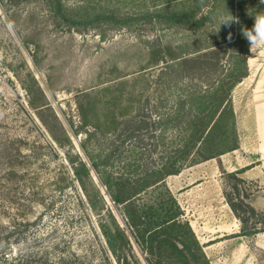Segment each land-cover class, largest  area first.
<instances>
[{
    "label": "rangeland",
    "instance_id": "rangeland-1",
    "mask_svg": "<svg viewBox=\"0 0 264 264\" xmlns=\"http://www.w3.org/2000/svg\"><path fill=\"white\" fill-rule=\"evenodd\" d=\"M164 1L64 0L67 7L80 14L85 9L78 6L87 5L92 7L88 9L93 10L91 13L135 17L130 27H122L118 17L77 19L70 26L41 0H0V258L8 253L29 259L30 264H125L124 258L118 261L109 251L102 232V224L109 223L112 212L130 235L122 206L111 200L97 172L91 170L89 177L84 173L81 177L93 206L74 175V165L80 160L90 164L85 150L95 157L111 155L108 167L117 174L160 165L169 155H175L189 137L182 139L183 125L172 123L164 131L166 125L157 128L151 120L157 121L159 110L162 114L174 112L180 102L177 96L190 84L198 82L203 89L211 86L200 76L193 82L187 74L179 79L168 65L215 43L223 48L220 56L227 50L228 57H221L220 71L233 67L236 60L229 57L235 50L229 36L237 37V10L230 24L219 23L221 14L232 15L227 1H220L218 9L211 11L213 1L204 0L201 12L184 23L180 18L170 22L155 15L166 7L179 13L186 0H173L163 6ZM247 1L254 8L252 0ZM236 46L242 47L240 42ZM155 63L159 65L153 66ZM209 67L206 76L214 81L216 71ZM126 105L130 109L124 114ZM108 109L119 115L121 124L116 129L105 128L104 124L96 129L94 126L105 120ZM144 112L152 115L148 118L150 125L140 130L144 139L135 134L126 139L128 133H123L132 131ZM233 119L231 113L226 115L211 146L214 151H223L213 158L220 163L216 179L226 199L242 197L253 203L261 190L259 182L243 179L241 172L220 162L222 156L226 161L232 159L236 149L230 148L239 142L236 117V131L231 126ZM153 127L155 138L149 131ZM161 130L165 134L161 135ZM190 167L181 175L169 176L170 182H183L175 184L174 192L169 177L166 186L179 204L178 198L184 203V207L180 204L183 221L190 223L197 217L206 223L208 217H203L207 212H194L187 201L189 195L193 197L190 183L194 178L184 179L192 173ZM230 173H238L243 182H237ZM91 184L99 186L104 206ZM236 184L238 189L234 190ZM163 190L160 186L144 191L138 202L152 204ZM205 194L209 195L204 191L200 195ZM255 211L247 230L255 222L264 229V211ZM131 243V249L124 253L129 264H148L147 253L132 238ZM253 249L260 264H264V251ZM167 253L159 264H181L170 251Z\"/></svg>",
    "mask_w": 264,
    "mask_h": 264
},
{
    "label": "trees",
    "instance_id": "trees-1",
    "mask_svg": "<svg viewBox=\"0 0 264 264\" xmlns=\"http://www.w3.org/2000/svg\"><path fill=\"white\" fill-rule=\"evenodd\" d=\"M41 1H43L55 15L68 22L70 26H74V21H77V19L88 21L92 18L93 20H98L101 18L111 19L118 17L120 18L119 26L130 27L133 21L136 20L135 17H129V15L118 16L114 13L107 15L106 13H97L96 11L91 13L93 10L89 12L88 9L92 7L88 8L87 5L78 6L79 8L85 9V13L80 14L70 7H67L64 0ZM171 1L173 0H166L162 5ZM203 1L204 0H186L183 11L178 13L170 9V7H166L157 11L158 13H156L155 16L170 22H174L179 18L182 22L188 18L193 19L197 16V13L201 12ZM207 1L209 2V0ZM212 1L213 7L211 11L218 9L219 5H221L220 1H227L226 6L231 10L233 17L237 10V37H235V34H232L231 39H229L231 43H234L233 45L235 48L232 54L229 55V57L232 56V58H236L233 67L228 68L225 72L220 71L221 57L223 59L228 56L227 50L224 51L223 56H220L223 48L221 46L218 47L219 43L211 44L198 51H193L176 58L168 66H171L174 70V74H177V78L186 77L187 74L189 80L193 82L197 76H200L205 78L211 86L203 89L199 86L198 82L190 84L184 93L177 96L180 102L179 104L177 103L178 105L174 112L169 111L162 114L159 110V118L157 121L155 120L154 122L151 120L157 128L158 126L166 125L164 131H166L168 126H171L169 124L172 123L174 126L180 125L181 127L183 125L184 128L182 127L180 132L183 136V140L189 137L186 144H184L183 147L181 145V147L177 148L175 155H169L164 161L162 160L160 165L145 169H127L126 172L117 174L108 167L112 157L111 155L103 153L104 155L95 157L91 154L89 155L86 150L85 152L89 157V165L91 167L88 163L80 160L73 168L74 175L85 188L88 194L87 197H89L93 206H95L94 201L91 199V195L88 193V189L81 177L82 173L89 177L91 170L97 172L98 179L106 188L107 194L111 200H113L116 205L122 206L123 218L129 229L130 235L126 232V229L124 230L121 227L112 212H109V223L102 224V232L106 238L109 251L116 256L118 261L124 258L126 260L125 264H129L124 253L129 248L131 249V238L142 252L147 253L146 258L148 264H159L169 251L181 264H211L191 224L181 219L183 210L175 196L166 186V179L171 175L179 174L186 167L196 165L202 161L210 160L223 154V151H214L211 146L217 138L216 132L218 127L221 126L222 123H225L228 113H231L232 118H234L231 126L234 128V131H236L233 90L249 74L247 57L251 47L247 39L243 36V29H251L254 25L255 15L260 11H264V4H261L260 0H252L255 5L254 8L249 7V2L247 0H238V6H235V0ZM160 12H164V14ZM204 17L205 16L202 15L203 19ZM90 22L91 24L94 23V21ZM239 42L242 45L241 48L236 46ZM202 50L206 51L201 52ZM212 58H215V61L209 62V59ZM156 65H159V63H155L153 66ZM209 65L216 71V78H214V81H210L206 76L208 75L207 71L210 69ZM176 66L179 70H176ZM223 73L226 74L224 77L222 76ZM178 82L179 81H176L177 84H179ZM108 89V87L105 88V91ZM83 96H87V94ZM161 102L163 101L160 100V103ZM31 104L36 107L32 101ZM124 108L128 109L127 111L123 110L124 114H126L130 106L126 105ZM118 116L119 115L112 112L111 109H108L105 120L103 122L97 121L94 127H96V129L101 128L102 124H104L105 128L116 129L121 124V120ZM135 117L138 116L136 115ZM151 117L152 115L150 113L144 112V117H140L141 119L137 120L139 124H137L132 131L125 130L123 134L128 133L125 135V138L128 139L129 136L131 137L135 134L136 136H141L140 139H144L142 131L140 130L150 125L151 122L148 121V118ZM156 124L159 125L156 126ZM149 131L154 132L151 134L152 137L155 138L156 128L153 127ZM160 133L161 135L163 133L165 134L163 130H161ZM237 148L238 144H235L230 150H235ZM240 172L242 173L241 170L238 171V173ZM238 173H230L229 175L237 182H243L242 178L238 176ZM91 185L104 206L105 199L99 186L96 184ZM160 186H162L164 190L160 192L159 199L157 198L153 201L154 203L138 202V198L144 191L152 188L159 189ZM236 189H238L237 184L234 185V190ZM227 199L232 210L243 223L240 232L241 236H254L260 232H264V229L258 226V222L253 223L251 229L247 230L246 226L251 217L256 216L255 208L251 203H247L242 197L227 196ZM246 213H250L251 216H246ZM165 250L167 252L164 254ZM148 256H150V259ZM0 264H30V261L29 259L12 257L8 255V253H4L0 258Z\"/></svg>",
    "mask_w": 264,
    "mask_h": 264
},
{
    "label": "crops",
    "instance_id": "crops-1",
    "mask_svg": "<svg viewBox=\"0 0 264 264\" xmlns=\"http://www.w3.org/2000/svg\"><path fill=\"white\" fill-rule=\"evenodd\" d=\"M247 59L249 74L235 87L233 94L239 148L232 153L234 156L230 161H226L225 156L219 161L224 166L241 170L243 179L259 182L261 190L251 204L264 211V47L253 52L250 47ZM217 160L190 167L193 170L190 177L184 178H194L190 183L193 185L190 192L193 197L188 196V204L194 212L202 211L203 215L207 212L203 218L208 217L206 223L195 217L190 224L211 264H260L258 253L253 247L264 251V232L252 237L240 235L241 222L216 179L220 171ZM170 178L168 184L174 192L175 184L179 186L183 182L178 179L170 182ZM202 191L209 195H200ZM178 200L184 207V203Z\"/></svg>",
    "mask_w": 264,
    "mask_h": 264
},
{
    "label": "clouds",
    "instance_id": "clouds-1",
    "mask_svg": "<svg viewBox=\"0 0 264 264\" xmlns=\"http://www.w3.org/2000/svg\"><path fill=\"white\" fill-rule=\"evenodd\" d=\"M261 4H264V0H260ZM235 18L230 15L219 16L220 26L222 24H230ZM243 36L247 39L251 46V51L264 47V11H260L255 15L254 25L251 29H243ZM231 39V36H229Z\"/></svg>",
    "mask_w": 264,
    "mask_h": 264
}]
</instances>
